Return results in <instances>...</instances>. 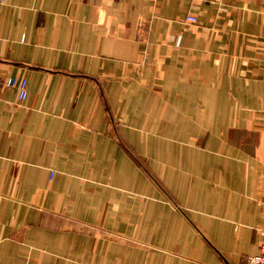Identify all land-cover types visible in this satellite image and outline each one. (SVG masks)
Segmentation results:
<instances>
[{"label": "crops", "instance_id": "1", "mask_svg": "<svg viewBox=\"0 0 264 264\" xmlns=\"http://www.w3.org/2000/svg\"><path fill=\"white\" fill-rule=\"evenodd\" d=\"M0 76V264L258 254L264 0H0Z\"/></svg>", "mask_w": 264, "mask_h": 264}, {"label": "built area", "instance_id": "2", "mask_svg": "<svg viewBox=\"0 0 264 264\" xmlns=\"http://www.w3.org/2000/svg\"><path fill=\"white\" fill-rule=\"evenodd\" d=\"M4 0H2L3 2ZM187 22L195 24L197 22L196 17L188 16ZM4 86L8 89H14L17 93V98L20 102H23L27 98V81L24 78H6L2 79L0 76V87ZM262 243L259 248V252L256 255L249 256L246 260L247 264H264V231L262 232Z\"/></svg>", "mask_w": 264, "mask_h": 264}]
</instances>
